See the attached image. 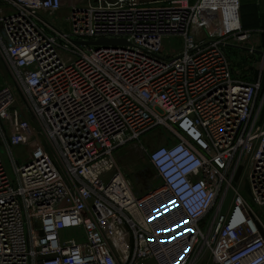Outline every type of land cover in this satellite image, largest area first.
Returning <instances> with one entry per match:
<instances>
[{"label": "built area", "instance_id": "obj_1", "mask_svg": "<svg viewBox=\"0 0 264 264\" xmlns=\"http://www.w3.org/2000/svg\"><path fill=\"white\" fill-rule=\"evenodd\" d=\"M227 22L207 0H0V264H264L236 185L264 208V46L259 75L235 72L227 47L258 50ZM156 128L138 148L161 184L141 192L114 153Z\"/></svg>", "mask_w": 264, "mask_h": 264}, {"label": "rangeland", "instance_id": "obj_2", "mask_svg": "<svg viewBox=\"0 0 264 264\" xmlns=\"http://www.w3.org/2000/svg\"><path fill=\"white\" fill-rule=\"evenodd\" d=\"M193 1L194 0H191V2H193ZM220 11H221V9H220ZM231 41H233V40H231ZM240 44H243V43H240ZM181 46H182V40L178 37H168V38H165L163 40V52L165 54L173 53L174 51L180 49ZM256 49L258 50V51H256V54L250 55V56L246 55L243 48H240L237 50L227 48L226 53H227L228 59L231 60V62H232L233 69L235 72L237 70L239 72H241V71L244 72L243 68L246 66H247L246 70H248L250 72V74H252L254 77L259 75V72H260V74H261L260 91L258 94L254 113H255V117H257V122L264 126V69H263V71L261 70L259 72L256 69V64L258 61H260V53H261V51H263V47L258 46V47H256ZM243 75L245 76V73ZM152 131L147 133L141 139L140 143L137 142L139 144H137V145L135 144L137 149L140 150V148H138V146H141V144H143L145 148H147L148 150H151L152 148L167 142V139H166L164 132H163V134H160V133H156V132L154 133ZM133 143L134 142H132L126 146H123L124 148L122 147L123 148L122 150H125V151L132 150L131 148H133V147H129V146L132 145ZM17 149L18 148H14V153L17 152ZM19 153H20V148L18 149V152H17V154L20 156ZM142 153L144 155L142 156L141 160L139 161V165L142 164V166L139 168V170H142V169L145 170L149 177L147 180H145L146 185H144V186L141 184H140V186L138 184H135V183H132V184H134V186L137 187L141 192H144V191H146L147 188H149L151 186H153V187L159 186L161 184V181L156 176L154 169L150 165L148 158H147V153L146 152H142ZM4 160H5L8 172L12 176L13 175L12 174V167H11V164H10L8 158L5 155H4ZM117 166L119 167L121 173L126 178L131 179V177L133 176L132 174L129 175V172L126 171L125 168H121L119 163L117 164ZM236 185H238L240 193L243 195V197L245 198L247 203L250 205V207L252 208L255 215L261 220V222L264 225V208L258 207L253 202V200L250 196V191L248 188L247 179H246L244 173L240 176ZM65 235L68 237H71V236L72 237L73 236L82 237V236H79L78 233L75 232V230H68L65 232ZM209 259H210V257H209V254L207 252L201 260L194 261L191 264H208ZM144 264H157V262L154 259H147Z\"/></svg>", "mask_w": 264, "mask_h": 264}, {"label": "crops", "instance_id": "obj_3", "mask_svg": "<svg viewBox=\"0 0 264 264\" xmlns=\"http://www.w3.org/2000/svg\"><path fill=\"white\" fill-rule=\"evenodd\" d=\"M209 4L223 8L229 14L230 18L237 12L238 22L243 30L253 31L250 38V44L255 46H264V0H207ZM238 2V3H237ZM238 7V8H237ZM220 11V9H219ZM222 11V9H221ZM228 49H239L236 46L227 47ZM11 72L4 60L0 57V86L4 84H13ZM152 132L163 134L164 130L156 128ZM124 148V147H123ZM115 151L114 158L121 168H125L129 175H133L129 180L132 183L146 185L145 180L148 174L145 170H139L142 166L139 161L144 155L139 149ZM21 151V150H20Z\"/></svg>", "mask_w": 264, "mask_h": 264}, {"label": "water", "instance_id": "obj_4", "mask_svg": "<svg viewBox=\"0 0 264 264\" xmlns=\"http://www.w3.org/2000/svg\"><path fill=\"white\" fill-rule=\"evenodd\" d=\"M90 43H93V44H104V45H117V44H124L125 40L101 38V39H98L95 42H90ZM241 171H242V166H239V168L237 169L236 174L234 176V182H236L238 180ZM232 195H233V190L229 189V191H228V193L226 195V198L224 200L223 206H222V213L226 212V210H227V208H228V206H229V204L231 202ZM260 232H261V235L264 237V231L261 229Z\"/></svg>", "mask_w": 264, "mask_h": 264}, {"label": "bare ground", "instance_id": "obj_5", "mask_svg": "<svg viewBox=\"0 0 264 264\" xmlns=\"http://www.w3.org/2000/svg\"><path fill=\"white\" fill-rule=\"evenodd\" d=\"M235 1H236V0H235ZM212 6H214V7L217 8V9H222V11H220V12L222 13V16H224L226 19H228V22H227L226 24H229V23H230V25H233V24L236 23V19H237V12H236V11H235V16L232 17V18H230V16H229V14L227 13V11H225L223 8H221V7H217V6H215V5H212ZM237 8H238V7H237ZM227 27H228V25H223L221 29H222V30H225ZM129 147H133V149H137L135 143H133V144L130 145Z\"/></svg>", "mask_w": 264, "mask_h": 264}]
</instances>
